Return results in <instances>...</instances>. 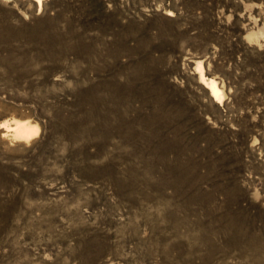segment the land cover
I'll list each match as a JSON object with an SVG mask.
<instances>
[{"label":"rangeland","instance_id":"rangeland-1","mask_svg":"<svg viewBox=\"0 0 264 264\" xmlns=\"http://www.w3.org/2000/svg\"><path fill=\"white\" fill-rule=\"evenodd\" d=\"M0 264H264V0H0Z\"/></svg>","mask_w":264,"mask_h":264},{"label":"bare ground","instance_id":"bare-ground-1","mask_svg":"<svg viewBox=\"0 0 264 264\" xmlns=\"http://www.w3.org/2000/svg\"><path fill=\"white\" fill-rule=\"evenodd\" d=\"M202 78L203 79L201 80H204L203 82L205 83L206 87L209 88L210 93L214 97V99L221 100L223 97V92L218 86L217 82L214 79L206 80L203 77V74ZM2 126L6 128L7 133L11 132L12 138L20 140L28 141L29 139L36 136L39 132V125L37 123H33L29 119H18L13 124L4 123L2 124Z\"/></svg>","mask_w":264,"mask_h":264}]
</instances>
